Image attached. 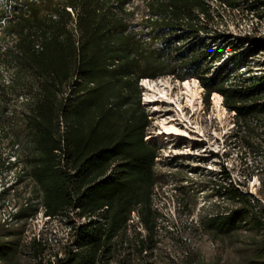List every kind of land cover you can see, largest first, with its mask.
Returning <instances> with one entry per match:
<instances>
[{
  "label": "trees",
  "instance_id": "1",
  "mask_svg": "<svg viewBox=\"0 0 264 264\" xmlns=\"http://www.w3.org/2000/svg\"><path fill=\"white\" fill-rule=\"evenodd\" d=\"M135 1L0 2V56L14 67L9 82L0 78V141L9 146L0 156V174L20 166L17 180L29 179L34 188L13 217L42 213L70 227L59 253L44 256L46 244L34 239L32 264H216L192 256L155 260L160 148L145 139L151 120L139 82L196 78L207 106L219 93L235 122L246 125L264 114V72L239 70L264 51V37L234 43L230 34L213 30L210 0H140L151 13L140 23ZM219 1L230 8L264 6V0ZM10 37L14 42L3 50ZM221 171L232 180L224 164ZM214 181L234 206L204 218L203 226L224 236L264 233L261 200L236 182ZM133 214L145 234L130 239ZM17 247L0 239V259H11ZM258 247L260 258L246 264H264V243Z\"/></svg>",
  "mask_w": 264,
  "mask_h": 264
},
{
  "label": "rangeland",
  "instance_id": "2",
  "mask_svg": "<svg viewBox=\"0 0 264 264\" xmlns=\"http://www.w3.org/2000/svg\"><path fill=\"white\" fill-rule=\"evenodd\" d=\"M11 1L0 0L8 4ZM134 5L138 8L135 22L140 23L144 14L151 15L145 2L136 0ZM130 8L133 9V6ZM211 8L213 19L210 20V27L218 32L230 34L234 43L244 40L246 36L264 34V9L249 10L241 6L239 11H229L218 4ZM13 42L11 37L8 38V42L3 44V50ZM245 46L250 47L248 43ZM225 51L229 54V47L225 46ZM227 57L225 54L224 58L215 64H221ZM248 60L249 66H241L240 72H246L247 76H259L264 72L261 65L264 61V51ZM13 74L14 67L0 56V78L9 82ZM188 80L194 84L193 78ZM152 82L156 83V86L166 83L170 92L179 98L184 111L179 112L177 116L174 105L172 109L160 105L158 111L154 105L148 104L147 87L148 83ZM182 83L183 81L171 77L144 78L139 82L143 89L142 101L151 120L145 139L160 148V155L156 160L159 186L153 197L154 209L159 214L156 221L159 242L155 250V260L164 262L169 258L181 260L192 256L206 263L246 264L248 261L259 259L261 252L258 246L264 243V233L245 229L224 236L207 230L202 220L221 214L234 206L230 197L224 195L223 189H219L214 181L219 179L229 183L221 177L223 164L228 167L233 183L236 182L241 190L254 195L264 204L261 191L264 189L261 182L264 178V114L261 118L251 119L248 124L240 126L235 122V114L229 112L223 103L222 112L217 109L213 99L214 93L209 106L205 104L204 88L201 84L195 110L187 104ZM14 105L17 106L16 103ZM14 108L12 107V110H15ZM171 115L178 118V125L186 124L185 117L190 121L192 132L189 138L183 139L175 135L158 138L162 129V117L170 118ZM206 149L209 152L205 151ZM218 151L220 153L215 156ZM8 154V144L6 141H0V156L6 157ZM205 157L210 159L202 162ZM19 170L20 166H17L14 171L4 169L0 174V239L14 240L18 244L15 255L8 260L0 259V264H32L34 252L31 242L34 239L46 244L43 254L47 257L61 252L69 237L70 227L66 220L48 219L42 213L27 220H17L13 217L34 194L33 184L29 179L21 183L17 180ZM33 202L39 203L37 197ZM138 221L137 215L133 214L127 229L130 239H134L137 233L145 234Z\"/></svg>",
  "mask_w": 264,
  "mask_h": 264
},
{
  "label": "bare ground",
  "instance_id": "3",
  "mask_svg": "<svg viewBox=\"0 0 264 264\" xmlns=\"http://www.w3.org/2000/svg\"><path fill=\"white\" fill-rule=\"evenodd\" d=\"M250 1H253V0H250ZM209 3L211 6L218 4V5L222 6L224 9L229 10V11H239L240 7H241L240 6V7H236V8H230L226 4L221 3L219 0H210ZM259 7H260V9H264V6L259 5ZM247 12H249V10ZM263 35L264 34L260 33V34H257L256 37L259 38V37H262ZM215 47H217V46L214 45L213 49H215ZM233 82H236V80L234 79ZM193 83L194 84H192L190 80H185L182 83V88L184 90L183 93L187 96V104L196 110L197 101H198L199 96H200V93H199L200 92V89H199L200 82L198 79L193 78ZM236 83L241 85L242 81H238ZM147 88L149 90V93L147 95L146 102L148 104L154 105L155 110H158V107L160 105H162V106L166 105V106L170 107V109H172L171 107L174 105L175 109H176L174 111L177 113L176 114L177 116H178L179 112H182L183 108H182L181 102L178 100L179 98L175 97L170 92V89L167 87L166 83L165 84L163 83L160 86H156V83H154V82L148 83ZM200 88H202V87H200ZM213 99H214V103H215V106L217 107V109L220 110V112H222V108H224L222 105V101H223L222 96L218 93H214ZM233 113L235 114V112H233ZM177 119H178L177 117L172 116V115L170 118L162 117V119L160 121L162 129L158 133V138L163 139L164 136L169 137L172 135L181 136L183 139L189 138V134L192 132L190 130V121L187 120L185 117L186 124L182 123L181 125L180 124L178 125V123H176ZM205 151L209 152L207 149ZM218 153H220V152L218 151L217 154ZM227 171H228V167H227ZM229 174L231 175L230 172H229ZM228 181L231 182L232 180L229 179Z\"/></svg>",
  "mask_w": 264,
  "mask_h": 264
},
{
  "label": "built area",
  "instance_id": "4",
  "mask_svg": "<svg viewBox=\"0 0 264 264\" xmlns=\"http://www.w3.org/2000/svg\"><path fill=\"white\" fill-rule=\"evenodd\" d=\"M1 23H5V20H2Z\"/></svg>",
  "mask_w": 264,
  "mask_h": 264
}]
</instances>
